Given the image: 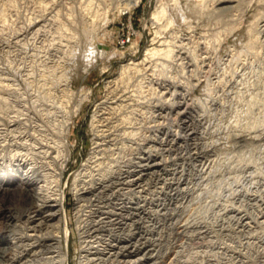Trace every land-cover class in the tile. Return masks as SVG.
<instances>
[{
  "label": "rangeland",
  "instance_id": "rangeland-1",
  "mask_svg": "<svg viewBox=\"0 0 264 264\" xmlns=\"http://www.w3.org/2000/svg\"><path fill=\"white\" fill-rule=\"evenodd\" d=\"M48 1L0 0V85L9 82L0 95L9 96L24 122L29 117L30 124L21 126H29L30 134L35 121L43 125L38 127L44 132H55L66 113L74 111L69 115L71 155L61 180L69 231L67 264H79L83 252L89 257L84 264H264V0H181L177 7L173 0H103L104 4L98 0L99 7L110 6L111 12L93 18L77 12L83 7L78 2L82 0ZM126 2L130 6L122 10ZM164 3L171 13L187 12L186 18L179 14L178 18L156 20L152 12ZM53 6L63 13L68 8L74 17L62 14L57 20L52 17ZM155 45L163 52L172 49L171 54L157 50L147 55V48ZM132 62H138L139 70L122 74V67ZM81 99L80 108L75 109ZM12 110L10 115H14ZM92 123L104 128L99 137ZM100 140L104 143L95 147L94 141ZM86 162L101 172L111 166L116 175L130 169L135 173L132 177H137L130 191L122 184L125 188L113 198L106 200L105 194L102 198L107 208H113L115 198L130 196L128 210L117 205L111 225L84 227L88 241L92 239L88 234L101 232L107 243L116 242L110 252L117 251L115 257L103 249V240L102 249L99 242H93L89 253L81 251L83 238L76 222L80 215L72 187ZM153 162L157 166H146ZM0 205L14 207L15 201L0 198ZM242 214L249 225H240ZM63 223L59 234L65 241ZM18 225L0 232L19 236L23 228ZM23 241L0 244L5 249L0 261L4 264L11 256L13 264H35L32 258L38 255L26 246L28 240Z\"/></svg>",
  "mask_w": 264,
  "mask_h": 264
},
{
  "label": "bare ground",
  "instance_id": "bare-ground-1",
  "mask_svg": "<svg viewBox=\"0 0 264 264\" xmlns=\"http://www.w3.org/2000/svg\"><path fill=\"white\" fill-rule=\"evenodd\" d=\"M38 1V0H37ZM43 1V0H42ZM51 3L54 1L49 0ZM48 1V2H49ZM66 1V0H65ZM98 0H96V2L94 0H85L82 2L78 1L79 4L82 7V9L77 11L78 13L81 12L87 16L90 17H99V16H103V17H107L111 10L109 9L110 6H107L106 2L105 5L102 7H99V3L97 2ZM101 1V0H99ZM103 1V0H102ZM105 1V0H104ZM103 1V4H104ZM136 3H138L140 0H134ZM133 1V2H134ZM181 0H173L172 2H174L175 7H177L176 5L179 4ZM198 3L199 2H208V1H217L218 0H195ZM220 2L224 1V0H219ZM59 2V1H56ZM63 1L61 0V3ZM67 2V1H66ZM81 2V3H80ZM132 2V3H133ZM134 2V3H135ZM193 2V0H192ZM252 2V1H251ZM258 2V1H257ZM18 3V2H17ZM43 3V2H42ZM131 2H126L124 3L122 6V10L126 9L130 6ZM133 3V5H134ZM11 4V3H10ZM39 4V3H38ZM46 5L47 8V4L48 3H44ZM54 4V3H53ZM67 4V3H66ZM73 4V2H72ZM72 4H68L69 6ZM78 4V5H79ZM197 4V3H196ZM195 4V5H196ZM2 5V4H1ZM7 5V4H6ZM9 5V3H8ZM12 5V4H11ZM50 5V4H49ZM48 5V6H49ZM58 5V4H57ZM63 5V4H62ZM61 5V7H63ZM65 5V3H64ZM110 5V3H109ZM119 5V4H118ZM121 5V4H120ZM132 5V6H133ZM167 5V4H166ZM202 5V4H201ZM208 5V4H207ZM214 5V4H213ZM18 6V4H17ZM16 6V7H17ZM52 6V5H51ZM73 6V5H72ZM75 6V4H74ZM168 6V5H167ZM203 6V5H202ZM230 6V5H229ZM235 6V5H234ZM27 7V6H26ZM65 9L67 8V6H64ZM77 7V5H76ZM80 7V6H78ZM115 7V6H114ZM195 7V6H194ZM211 7V6H210ZM228 7V6H227ZM37 8V7H36ZM42 8V7H41ZM51 8V7H49ZM70 8H74V7H70ZM168 7L165 6V3L158 8H156L154 10L153 13V17L157 20L161 17H167L168 19H174L178 18L179 14L183 17L186 18L187 16V12L185 11H181L180 12H176V13H171L167 10ZM173 8V7H172ZM231 8V7H229ZM234 8V7H233ZM16 9V8H15ZM18 9V8H17ZM44 9V7L42 8ZM55 9V10H54ZM78 9V8H77ZM8 10V8H7ZM23 10V9H22ZM30 10V9H29ZM45 10V9H44ZM43 10V11H44ZM50 10V9H49ZM64 10V8H63ZM67 8V10L63 13L62 9L59 7L57 8L56 6H53L52 11L53 15L52 17H59L62 14H67L69 16L74 17V13L70 12V10ZM74 12V9H72ZM118 10V8H117ZM204 10V9H203ZM231 10V9H230ZM171 11V10H170ZM177 11V9H176ZM202 11V10H201ZM213 11V10H212ZM2 12V11H1ZM19 12V11H17ZM27 12V11H26ZM36 12V11H35ZM42 12V11H41ZM196 12V11H195ZM45 13V12H44ZM202 13V12H201ZM228 13V12H227ZM197 14V13H196ZM206 14V13H205ZM42 15V13H41ZM50 15V14H49ZM66 15V17H67ZM80 14H78L79 16ZM83 15V17H84ZM17 16V15H16ZM44 16V14H43ZM82 16V15H81ZM179 16V17H181ZM10 17V15H9ZM21 17V16H20ZM165 17V19H166ZM35 18V17H34ZM37 18V17H36ZM39 18V17H38ZM91 18V19H92ZM8 19V18H7ZM13 19V18H12ZM26 19V18H25ZM55 19V18H54ZM90 19V20H91ZM107 19V18H106ZM167 19V20H168ZM6 20V19H5ZM58 20V19H57ZM69 20V19H68ZM83 20V19H82ZM100 20V19H98ZM102 20V19H101ZM28 21V20H27ZM31 21V20H30ZM36 21V20H35ZM70 21V20H69ZM73 22V21H72ZM93 21L91 20V24ZM95 22V21H94ZM169 22V20H168ZM171 22V21H170ZM1 23V22H0ZM28 23V22H27ZM40 23V22H39ZM42 24V23H41ZM63 24V23H62ZM68 24V23H67ZM160 24V23H159ZM33 25V24H32ZM87 25V24H86ZM264 25V23H263ZM262 25V27H263ZM40 26V25H39ZM61 26V25H60ZM2 27V26H1ZM65 28V26H62ZM36 28V27H35ZM67 28V27H66ZM65 28V29H66ZM86 28V27H85ZM88 28V27H87ZM93 28V25H92ZM159 28V27H158ZM63 29V28H62ZM72 29V28H71ZM89 29V28H88ZM260 29V28H259ZM38 30V29H37ZM60 30V29H59ZM23 31V30H22ZM67 31V30H66ZM69 31V30H68ZM72 31V30H71ZM83 31V30H82ZM86 31V30H85ZM91 31V30H90ZM160 31V30H158ZM257 31V30H256ZM260 31V30H259ZM70 32V31H69ZM74 32V31H73ZM89 32V31H88ZM161 32V31H160ZM258 32V31H257ZM68 33V32H67ZM85 33V32H84ZM87 33V32H86ZM256 33V32H255ZM263 33V32H262ZM18 34V33H17ZM25 34V33H24ZM23 34V35H24ZM156 34V33H155ZM159 34V32H158ZM157 35V34H156ZM161 35V34H160ZM172 35V34H171ZM165 37V36H164ZM256 37V35H255ZM162 38V37H161ZM220 38V37H219ZM190 39V38H189ZM155 40V39H154ZM163 40V39H162ZM161 40V41H162ZM208 40V39H207ZM166 41V40H165ZM168 41V40H167ZM204 41V40H203ZM209 41V40H208ZM207 41V42H208ZM205 42V41H204ZM203 42V43H204ZM154 43V42H153ZM166 43V42H164ZM172 43V41H171ZM170 43V44H171ZM199 43V42H198ZM213 43V42H212ZM167 45V46H170ZM178 44V43H177ZM162 45V44H161ZM187 45V44H186ZM209 45V44H208ZM166 46V45H165ZM167 46L165 47V49H167ZM176 46V45H175ZM179 46V45H177ZM181 46V45H180ZM196 46V45H195ZM212 46V45H211ZM159 48V47H158ZM158 48L155 46L149 47L147 48V55L148 54H156L158 51H161L162 53L166 54L169 56V54H171L172 49L168 48L167 50H165L163 52L162 50H158ZM173 48V46H172ZM185 48V47H184ZM208 48V47H207ZM175 49V48H174ZM205 49V48H204ZM158 50V51H157ZM181 50V49H180ZM189 50V49H188ZM195 50V49H194ZM202 50V49H201ZM200 50V51H201ZM210 50V48H209ZM92 51V50H91ZM96 51V50H95ZM198 51V50H197ZM207 51V50H206ZM90 52V51H89ZM186 52V51H185ZM92 54V53H91ZM191 55H193V53H191ZM162 56V55H161ZM165 56V55H164ZM173 56V55H172ZM180 56V55H179ZM188 56V55H187ZM90 57V56H88ZM146 59V56H144ZM167 57V56H166ZM171 57V55H170ZM195 57V55H194ZM204 57V56H203ZM191 58V57H190ZM198 58V57H197ZM196 58V59H197ZM200 58V57H199ZM144 59V58H143ZM151 59V58H149ZM168 59V58H167ZM166 60V59H164ZM88 61H91L90 59ZM141 61V60H140ZM143 61V60H142ZM152 61V60H151ZM131 62V61H129ZM162 62V61H161ZM140 63V62H139ZM133 65H130L129 63L124 65L122 67L121 73L124 74L125 72H129V70H136L138 71V62H132ZM146 64V63H145ZM160 63H158L159 65ZM165 64V62H164ZM179 64V63H177ZM161 65V64H160ZM197 65V62H196ZM209 65V64H208ZM142 66V65H141ZM156 66V65H155ZM164 66V65H163ZM1 67V66H0ZM14 67V66H13ZM144 67V66H143ZM157 67V66H156ZM155 67V68H156ZM166 67V66H165ZM197 67V66H196ZM149 68V67H148ZM159 68V67H158ZM182 68V67H181ZM195 68V67H194ZM193 68V69H194ZM21 69V68H20ZM153 69V68H152ZM161 69V68H160ZM192 69V68H191ZM208 69V68H207ZM131 70V71H132ZM5 71V70H4ZM8 71V70H7ZM16 71V70H15ZM19 71V70H17ZM120 71V70H119ZM160 71V70H159ZM185 71V70H184ZM183 71V72H184ZM187 71V70H186ZM208 71V70H207ZM165 72V71H164ZM195 72V71H194ZM10 73V72H9ZM17 73V72H16ZM144 73V72H143ZM6 74V73H5ZM136 74V73H134ZM146 74V73H145ZM150 74V73H149ZM160 74V72H159ZM163 74V73H162ZM161 74V75H162ZM194 74V73H193ZM17 75V74H16ZM126 75V73H125ZM164 75V74H163ZM162 75V76H163ZM166 75V74H165ZM164 75V76H165ZM183 75V73H182ZM189 75V74H188ZM198 75V74H197ZM204 75V74H203ZM209 75V74H208ZM6 76V75H5ZM155 76V75H154ZM167 76V75H166ZM185 76V75H184ZM183 76V77H184ZM9 77V76H7ZM128 77V76H127ZM160 77V76H159ZM2 77H0L1 79ZM13 78V77H12ZM118 78V77H117ZM124 78V77H123ZM131 78V77H130ZM189 78V77H188ZM20 79V78H19ZM159 79V78H158ZM201 79V78H200ZM9 80V79H8ZM148 80V79H147ZM6 81V80H5ZM23 81V80H22ZM109 81V80H108ZM189 81V80H188ZM187 81V82H188ZM198 81V80H197ZM1 82H4V78ZM8 82V81H6ZM68 82V81H67ZM126 82V81H125ZM124 82V83H125ZM136 82V81H135ZM168 82V81H167ZM12 83V82H11ZM113 83V82H112ZM117 83V82H116ZM137 83V82H136ZM192 83V82H191ZM17 84V83H16ZM69 84V83H68ZM138 84V83H137ZM136 84V85H137ZM193 84V83H192ZM8 86L9 87V82L8 83H1V88L4 89V87ZM19 85V84H18ZM128 85V84H127ZM151 85V84H150ZM181 85V84H180ZM185 85V84H184ZM187 85V84H186ZM20 87V86H19ZM118 87V85H117ZM129 87V85H128ZM137 87V86H136ZM6 88V87H5ZM11 88V87H10ZM12 87L11 89L13 90ZM132 88V86L130 87ZM183 88V87H182ZM1 89V92L2 90ZM9 88H7L8 90ZM19 89V88H18ZM17 89V90H18ZM190 89V88H189ZM6 89H4L5 91ZM14 91V90H13ZM20 91V90H19ZM123 91V90H122ZM125 91V90H124ZM166 91V90H165ZM169 91V90H168ZM0 92V93H1ZM9 92H12L9 90ZM15 92V91H14ZM24 92V91H23ZM126 92V91H125ZM131 92V91H130ZM139 92V91H138ZM172 92V91H171ZM175 92V91H174ZM173 92V93H174ZM8 94L7 92H4ZM72 93V92H71ZM112 93V92H111ZM133 93V92H132ZM161 93V92H160ZM114 94V93H113ZM131 94V93H130ZM136 94V93H135ZM138 94V93H137ZM158 94V93H157ZM11 95V94H10ZM160 95V94H159ZM14 96V95H13ZM68 97V95H66ZM85 96V95H84ZM109 96V95H108ZM122 96V95H121ZM133 95H131L132 97ZM16 97V96H15ZM14 97V98H15ZM23 97V96H22ZM79 97V96H78ZM83 97V96H82ZM81 97V98H82ZM129 97V96H128ZM18 98V97H17ZM16 98V99H17ZM160 98V97H159ZM15 99V100H16ZM19 99V98H18ZM32 99V98H31ZM83 99V98H82ZM82 99L79 100L78 103H76V108L78 109L80 108ZM86 99V98H85ZM123 99V98H122ZM136 99V97H135ZM183 99V98H182ZM188 99V98H186ZM185 99V100H186ZM33 100V99H32ZM42 100V99H41ZM115 100V99H114ZM175 100V99H174ZM13 101V100H12ZM20 101V100H19ZM37 101V100H36ZM51 101V100H50ZM55 101V100H53ZM113 101V100H111ZM108 101V102H111ZM120 101V100H119ZM63 102V101H62ZM61 102V103H62ZM107 102V101H106ZM114 102V101H113ZM178 102V100H177ZM176 102V103H177ZM182 102V101H181ZM25 103V102H24ZM33 103V102H32ZM35 103V102H34ZM33 103V104H34ZM47 103V102H45ZM103 103V101H102ZM118 103V102H117ZM129 103V102H128ZM172 103V102H171ZM180 103V102H179ZM108 104V103H107ZM136 104V103H135ZM139 104V103H138ZM17 105V104H16ZM27 105V104H26ZM59 105V104H58ZM57 105V106H58ZM66 105V104H65ZM105 105V104H104ZM161 105V104H159ZM158 105V106H159ZM174 105V104H173ZM181 105V104H180ZM14 102H11V99H9V96H2L0 95V198L5 199L10 198V199H14L15 201V205L14 207L11 206H2L0 205V229L3 228H10V230L17 226L18 224H22V228L23 231L19 232V236H12L11 234L9 236H4L1 234L0 232V244H8L9 242H14L17 240H28V242H24L26 243V246L33 252H30L32 254L38 255L35 259L32 258L34 260L35 264H67L68 262V243H67V239H68V228H67V214H66V210H65V206H64V198H65V191L61 186V180H62V175L64 174V168L66 167L68 160L70 158L71 155V150L69 148V134H70V114L71 112H74L71 110L70 114L69 112L66 113V116L64 119H62V122L60 123L59 127L57 128V130L53 133H47L44 132L45 129L43 128H39L38 126H43L42 124H38L37 121L36 126L33 128V132L27 133L29 129H27L28 127H24L21 126V123H24L25 125L28 124L27 121H29V117L27 119V121H23L22 119L24 118H20L21 116L19 115V108L14 109ZM18 106V105H17ZM25 106V105H24ZM50 106V105H49ZM68 106V105H67ZM108 106V105H107ZM111 106V105H110ZM109 106V107H110ZM119 105H117L118 107ZM135 106V105H134ZM42 107V106H41ZM115 109V105L113 106ZM127 107V106H126ZM203 107V106H201ZM200 107V108H201ZM47 108V107H46ZM63 108V107H62ZM122 108V107H121ZM128 108V107H127ZM199 108V109H200ZM12 110V113L14 115H10L9 112L10 110ZM34 109V108H32ZM65 109V108H63ZM71 109V108H70ZM101 109V108H100ZM105 109V108H104ZM108 109V108H107ZM60 110V109H59ZM67 110V109H66ZM103 110V109H102ZM101 112H104L102 111ZM113 110V109H112ZM120 110V109H119ZM151 110V109H149ZM171 110V109H170ZM184 110V109H181ZM180 110V111H181ZM19 111V112H18ZM54 111V110H53ZM76 111V110H75ZM124 111V110H123ZM127 111V110H126ZM129 111V110H128ZM176 111V110H175ZM185 111V110H184ZM15 112V113H14ZM37 112V110H36ZM100 112V113H101ZM106 112V111H105ZM140 112V111H139ZM170 112V111H169ZM22 113L23 110H22ZM34 113V112H33ZM47 113V112H46ZM132 113V112H131ZM147 113V112H146ZM171 113V112H170ZM180 112H178L179 114ZM21 114V113H20ZM26 114V113H25ZM28 114V113H27ZM32 114V113H31ZM49 114V113H48ZM130 114V113H129ZM140 114V113H139ZM154 114V113H153ZM165 114V113H164ZM176 114V113H175ZM177 114V115H178ZM22 115V114H21ZM61 115V114H60ZM99 115V113L94 114ZM101 115V114H100ZM106 115V114H105ZM127 115V114H126ZM23 116V115H22ZM44 116V115H43ZM72 116V115H71ZM114 116V115H113ZM175 116V115H174ZM27 117V116H26ZM31 117V116H30ZM106 117V116H105ZM108 117V116H107ZM116 117V116H114ZM120 117V116H119ZM122 117V116H121ZM149 117V116H148ZM172 117V116H171ZM36 118V117H35ZM53 118V116H52ZM51 116L49 119H52ZM95 117H93L94 119ZM97 118V117H96ZM124 118V116L122 117ZM121 118V119H122ZM128 118V117H127ZM32 119V118H31ZM92 119V120H93ZM101 119V118H99ZM129 119V118H128ZM153 119V118H152ZM26 120V119H25ZM37 120V119H36ZM54 120V118H53ZM53 120H51V123L53 122ZM97 120V119H96ZM111 120V119H110ZM143 120V119H142ZM145 120V119H144ZM154 120V119H153ZM32 121V120H31ZM57 121V120H56ZM126 120H124L125 122ZM138 121V120H137ZM27 122V124H26ZM50 122V121H49ZM95 122V121H94ZM98 122V121H97ZM123 122V121H122ZM121 122V123H122ZM132 122V121H131ZM33 123V122H32ZM43 123V122H42ZM100 123V122H99ZM129 123V122H128ZM139 123V122H138ZM137 123V124H138ZM30 124V123H29ZM28 124V125H29ZM35 124V123H34ZM57 124V122H56ZM94 124V123H92ZM101 124V123H100ZM99 124V125H100ZM127 124V123H126ZM142 124V123H141ZM147 124V123H146ZM157 124V123H156ZM155 124V125H156ZM164 124V123H163ZM45 125V124H44ZM54 126L55 123L53 124ZM58 125V124H57ZM99 125L98 124H94L95 128H96V135H99L104 133L103 129H99ZM132 125V124H131ZM107 126V125H106ZM116 126V125H115ZM129 126V125H128ZM188 126V125H186ZM193 126V124H192ZM21 127L24 128L26 130H21ZM125 127V126H124ZM134 127V126H133ZM143 127V126H142ZM146 127V126H145ZM185 127V126H183ZM106 128V127H105ZM49 129V128H48ZM46 129V130H48ZM56 129V128H55ZM123 129V128H122ZM121 129V130H122ZM137 129V128H136ZM139 129V128H138ZM102 130V131H101ZM106 130V129H105ZM111 130V129H110ZM128 130V129H127ZM135 130V129H134ZM153 130V129H152ZM101 131V133H100ZM113 131V130H112ZM126 131V130H125ZM51 132V131H50ZM99 132V133H98ZM121 132V131H120ZM139 132V131H138ZM181 132V131H180ZM253 132V131H252ZM132 133V132H131ZM154 133V132H153ZM178 133V132H177ZM255 133V132H254ZM49 134H51L49 136ZM57 134V135H56ZM113 134V133H112ZM121 134V133H120ZM128 134V133H127ZM136 134V133H135ZM253 134V133H252ZM104 135V134H103ZM119 135V134H118ZM125 135V134H124ZM187 135V134H186ZM185 135V136H186ZM131 136V135H130ZM249 136V135H248ZM116 137V136H115ZM123 137V136H122ZM132 137V136H131ZM134 137V135H133ZM132 137V138H133ZM150 137V136H149ZM253 137V136H252ZM251 137V138H252ZM119 138V137H118ZM147 138V137H146ZM154 138V137H153ZM248 138V137H247ZM250 139V138H249ZM161 140V139H160ZM168 140V139H166ZM170 140V139H169ZM245 140V139H244ZM247 140V139H246ZM254 140V139H253ZM257 140V139H256ZM131 141V140H130ZM162 141V140H161ZM173 141V140H172ZM250 142V141H249ZM95 147H99L102 145V143L104 142H98V141H94ZM110 143V142H109ZM124 143V142H123ZM165 143V142H164ZM106 144V143H105ZM163 144V143H162ZM192 145V144H191ZM264 145V144H262ZM137 146V145H136ZM182 146V145H181ZM194 146V145H193ZM125 147V146H124ZM148 147V146H147ZM264 147V146H263ZM101 148V147H100ZM110 148V147H109ZM131 148V147H130ZM133 148V147H132ZM201 148V147H200ZM97 149V148H96ZM113 150V149H112ZM130 150V149H129ZM164 150V149H163ZM206 150V149H205ZM99 151V150H98ZM105 151V150H104ZM103 151V152H104ZM100 152V151H99ZM90 153V152H89ZM96 153V152H95ZM131 153V152H130ZM174 153V152H173ZM261 153V152H260ZM101 154V153H99ZM108 154V153H107ZM123 154V153H122ZM116 155V154H115ZM253 156V155H252ZM93 157V156H91ZM177 157V156H176ZM94 158V157H93ZM103 158V157H102ZM132 158V157H131ZM130 158V159H131ZM193 158V156H192ZM251 158V157H250ZM126 159V158H125ZM128 159V158H127ZM154 158L152 157L151 160H153ZM89 160V159H88ZM150 160V161H151ZM175 160V159H174ZM91 161V160H90ZM89 161V162H90ZM106 161V160H105ZM111 161V160H110ZM113 161V160H112ZM147 161V160H146ZM250 161V160H249ZM252 161V160H251ZM263 161V160H262ZM92 162V161H91ZM103 162V161H102ZM260 162V161H259ZM250 163V162H249ZM252 163V162H251ZM86 166H85V165ZM81 165H84V171H79L76 176H75V180H74V186L72 187L74 196H75V203H76V213L79 216V220H77L76 222H78V228H79V234L80 236L83 238L81 239V251H85L88 252V248L91 247V243L93 242H101V240H103L104 243V248L102 247V244L100 243V249H108V252H111V249H114L115 246H117L115 243L116 242H109L107 243L104 239H102L103 237H101V232H97L94 234H88L87 236L92 237V239L88 241V238H86V229H84V227L87 226H97V229H99L102 225L103 226H107L111 225L113 223L114 217L112 218V215L114 213V209L117 207V205H119L120 208L122 209H126L128 210V208H130V206L132 205V199L130 198V196L124 200V199H119V198H115V200L113 201L111 199V201H113V208H107V203H104V199L106 197V200H110V198H113L112 195H114L116 192H119L121 188H125L123 186H121L122 184H127L126 188H128V190L130 191L131 189L129 188V186H131L132 182L135 183V181L137 180V177H132V175H134L133 173L130 172L129 170L123 171V172H119L117 175L114 173L115 169L110 168L111 166H109L108 164V169H106V171L101 172V168H92V165L90 166V163H84ZM97 164V163H96ZM159 164V161H158ZM177 164V163H176ZM248 164V163H247ZM99 165V164H98ZM111 165V164H110ZM116 165V164H115ZM122 165V164H121ZM131 165V164H130ZM259 165V164H258ZM95 166V165H94ZM97 166V165H96ZM103 166V165H102ZM106 166V165H105ZM147 167H155L157 166V163L153 162L150 164H146ZM164 166V165H163ZM248 166V165H247ZM250 166V165H249ZM101 167V165H100ZM117 167V166H116ZM162 167V166H161ZM105 169V167H104ZM103 169V170H104ZM192 169V168H191ZM182 170V169H181ZM257 170V169H255ZM254 170V171H255ZM262 170V169H261ZM192 171V170H190ZM250 171V170H249ZM124 172H126L124 174ZM171 172V171H170ZM189 172V171H188ZM257 172V171H256ZM255 172V173H256ZM152 173V172H151ZM172 173V172H171ZM174 173V172H173ZM248 173V172H247ZM259 173V172H257ZM192 174V173H191ZM260 174V173H259ZM154 175V174H153ZM181 175V174H180ZM256 176V175H255ZM264 176V175H263ZM155 177V176H154ZM180 177V176H179ZM252 177V176H251ZM254 177V176H253ZM74 179V178H73ZM184 179V178H183ZM163 180V179H162ZM174 180V179H173ZM180 180V179H179ZM178 180V184H180ZM256 180V179H255ZM165 181V180H164ZM163 181V182H164ZM181 181V180H180ZM191 181V180H190ZM252 181V180H251ZM261 181V180H259ZM149 182V181H148ZM257 182V181H256ZM138 183V182H137ZM177 183V182H176ZM252 183V182H251ZM139 184V183H138ZM141 184V183H140ZM140 184L138 186H140ZM177 184V185H178ZM186 184V183H185ZM258 185V184H257ZM162 186V185H161ZM164 186V185H163ZM252 187V186H251ZM146 188V187H145ZM176 188V187H175ZM178 188V187H177ZM163 189V188H162ZM174 189V188H173ZM134 190V188L132 189ZM140 189L137 190V192ZM160 190V189H159ZM136 191V190H135ZM157 191V190H156ZM252 191V190H251ZM168 192V191H167ZM125 193V192H124ZM159 193V192H158ZM104 194L106 195L104 197ZM157 194V193H156ZM263 194V193H262ZM125 195V194H124ZM123 197V196H122ZM176 197V196H175ZM158 198V197H157ZM183 198V197H182ZM261 198V197H260ZM264 199V198H263ZM263 199L262 202H263ZM103 202V203H102ZM253 202V201H252ZM170 203V202H169ZM12 204V203H11ZM140 204V203H139ZM257 208V207H256ZM260 208V207H259ZM110 209V210H109ZM239 210V209H238ZM258 210V209H257ZM95 211H99L98 217L96 218H91L93 217V213H95ZM237 211V210H236ZM256 211V210H255ZM81 212V213H80ZM110 212V213H108ZM130 212V211H129ZM244 212V211H243ZM251 212V211H250ZM75 213V215H77ZM106 213H108V215H105ZM119 213V211H118ZM131 214V213H130ZM115 215V214H114ZM128 216V215H127ZM163 216V214H162ZM124 217V216H122ZM255 217V216H254ZM77 218V217H76ZM125 218V217H124ZM117 220V218H116ZM125 220V219H124ZM239 223L241 226H246L249 225V220L247 219L246 216H244V214L239 215L238 217ZM63 224H65V227L63 226V230L65 231V241L62 240V235L59 234L60 230H62V225L61 222H63ZM116 222V221H115ZM114 222V223H115ZM127 223L126 221H121L120 223ZM195 222V221H194ZM263 222V221H262ZM261 222V223H262ZM259 223V222H257ZM135 224V223H134ZM199 224V222H198ZM236 224V223H235ZM256 224V223H255ZM128 225V224H126ZM180 225V224H179ZM210 225V224H209ZM259 225V224H258ZM19 226V225H18ZM114 227V226H113ZM189 227V226H188ZM224 227V226H223ZM259 227V226H258ZM17 228V227H16ZM20 228V227H19ZM53 228H55L56 230H53ZM76 228V227H75ZM94 228V227H92ZM91 228V229H92ZM96 228V227H95ZM102 228V227H101ZM107 228V227H106ZM109 228V227H108ZM111 228V227H110ZM220 228V227H219ZM263 228V227H262ZM14 229V228H13ZM77 229V228H76ZM112 229V228H111ZM205 229V228H204ZM234 229V228H233ZM245 229V228H244ZM192 230V229H191ZM197 230V229H195ZM213 230V229H212ZM246 230V229H245ZM250 230V229H249ZM200 231V230H199ZM254 231V230H253ZM13 232V231H12ZM121 232V231H120ZM257 232V231H256ZM15 233V232H13ZM187 233V232H186ZM202 233V232H201ZM249 233V232H248ZM253 233V232H252ZM17 234V232H16ZM105 234V233H104ZM190 234V233H189ZM243 234V233H242ZM257 234V233H256ZM264 234V232H263ZM113 235V234H112ZM251 235V234H250ZM253 235V234H252ZM113 237V236H112ZM190 237V236H189ZM94 238V239H93ZM114 238V237H113ZM108 239V237H107ZM263 239V238H262ZM112 240V239H111ZM201 240V239H200ZM113 241V240H112ZM16 243V242H14ZM97 244V243H96ZM95 244V245H96ZM17 245V244H16ZM15 245V246H16ZM22 245V244H21ZM20 245L21 249L23 248ZM25 245V244H23ZM89 245V246H88ZM94 245V244H93ZM109 245L110 247L108 248ZM14 246V245H13ZM127 246V245H125ZM10 247V245H9ZM19 247V245H18ZM119 247V246H118ZM6 248V246H5ZM17 248V246H16ZM98 248V249H99ZM15 249V248H14ZM117 249V248H116ZM120 249V248H118ZM124 249V248H123ZM139 249V248H138ZM16 250V249H15ZM19 250V249H18ZM23 250V249H22ZM28 251V249H25V251ZM103 250V251H104ZM97 251V249H96ZM121 251V250H120ZM130 251V250H129ZM5 252L4 248H0V255L2 256V254ZM9 252V251H8ZM24 252V251H23ZM15 253V252H14ZM13 253V254H14ZM19 253V252H18ZM89 253V252H88ZM117 251H113V255L115 257V255L117 254ZM12 254V255H13ZM23 254V253H21ZM31 254V255H32ZM110 253V255H112ZM109 255V254H108ZM213 255V254H212ZM18 256V255H15ZM20 256V255H19ZM89 256V255H88ZM107 256V255H106ZM14 257V255H13ZM29 257V256H28ZM10 258H12L10 256ZM10 258H6L5 261H7L4 264H13L12 263V259ZM89 258V257H88ZM87 258V254H85L84 252L80 254V259H79V264H84L85 261L88 260ZM95 258V257H94ZM31 259V258H30ZM29 259V260H30ZM116 259V258H115ZM20 260V259H19ZM28 260V261H29ZM22 261V260H21ZM26 261V260H24ZM23 261V262H24ZM97 261V260H96ZM20 263V262H19ZM22 263V262H21ZM115 263V262H114ZM0 264H3V261H0ZM28 264H31L28 263ZM87 264V263H86ZM123 264V263H122Z\"/></svg>",
  "mask_w": 264,
  "mask_h": 264
}]
</instances>
